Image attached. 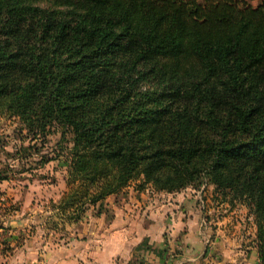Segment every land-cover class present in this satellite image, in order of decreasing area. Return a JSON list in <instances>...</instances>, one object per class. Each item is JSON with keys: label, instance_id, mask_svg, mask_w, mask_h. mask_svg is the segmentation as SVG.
I'll return each mask as SVG.
<instances>
[{"label": "trees", "instance_id": "obj_1", "mask_svg": "<svg viewBox=\"0 0 264 264\" xmlns=\"http://www.w3.org/2000/svg\"><path fill=\"white\" fill-rule=\"evenodd\" d=\"M35 1L0 0V114L23 125L28 157L59 134L41 167L72 145L47 229L133 182L212 185L254 215L264 264V0H52L65 15Z\"/></svg>", "mask_w": 264, "mask_h": 264}, {"label": "crops", "instance_id": "obj_2", "mask_svg": "<svg viewBox=\"0 0 264 264\" xmlns=\"http://www.w3.org/2000/svg\"><path fill=\"white\" fill-rule=\"evenodd\" d=\"M20 180L0 182V264H260L254 215L212 185L202 192L129 185L60 233L47 229L45 204L59 201L62 183L55 195L45 179ZM10 204L18 209L7 214Z\"/></svg>", "mask_w": 264, "mask_h": 264}, {"label": "rangeland", "instance_id": "obj_3", "mask_svg": "<svg viewBox=\"0 0 264 264\" xmlns=\"http://www.w3.org/2000/svg\"><path fill=\"white\" fill-rule=\"evenodd\" d=\"M244 1L253 6H257L262 0ZM34 5L45 10L57 11L60 15H65L67 13V10L65 8L54 3L52 0H37L34 2ZM139 83L144 88H152L157 84V82L153 80V78L144 77L139 79ZM23 129L24 127L18 120V118H12L0 114V170H6L10 172L11 176H13L10 177V179L15 180L16 182H21L20 179L22 177H28V179H30L31 177H39V179L41 180L45 179V181L43 182L44 185H46V187H49L48 189L55 195H58L61 191L60 182L62 183V187L64 186V188L67 190V186L64 183V177H66L67 181V168L65 166L64 159L66 157L65 153H68L70 147L72 146L71 143L69 141H64L62 143V148L60 149V147H58L59 152L61 153L59 160L51 161L44 167H41L40 161H43L41 160V155H43L45 158L54 157L52 156V153L53 149L57 147L59 134L52 135L50 137V141H48L47 145L45 146H41V144H37L35 148H33L32 146V151H30L29 154L32 152L36 154L33 155V157H28V154H26V152L18 153L22 145L23 147L32 145V143H30V141L26 138L27 134ZM26 170L28 171V173L26 172ZM138 184L139 182H133L131 185H135V187H137ZM43 189H45V187H41V190ZM203 200L204 206H206L208 203L206 201L207 197H203ZM210 200L212 201L211 197ZM47 205H49V203L45 204V206ZM52 232L57 231L52 230Z\"/></svg>", "mask_w": 264, "mask_h": 264}, {"label": "built area", "instance_id": "obj_4", "mask_svg": "<svg viewBox=\"0 0 264 264\" xmlns=\"http://www.w3.org/2000/svg\"><path fill=\"white\" fill-rule=\"evenodd\" d=\"M204 189H205V186L202 187V189L200 190V192H202ZM200 205H201V207H204V200H203L202 197L200 198Z\"/></svg>", "mask_w": 264, "mask_h": 264}]
</instances>
